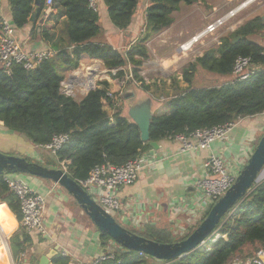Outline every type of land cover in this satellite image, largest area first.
<instances>
[{"label":"trees","instance_id":"obj_1","mask_svg":"<svg viewBox=\"0 0 264 264\" xmlns=\"http://www.w3.org/2000/svg\"><path fill=\"white\" fill-rule=\"evenodd\" d=\"M8 1L16 28L21 29L32 22L30 18L35 13L31 30V37H34L40 27L37 20L48 7L46 0H41L40 6L34 4L35 0ZM103 1L114 25L126 30L132 23L139 0ZM200 1L204 0H150L144 31L137 42L123 53L110 44L93 41L101 33L100 16L88 0H54L52 7L58 8L65 17L63 34L68 44L53 43L55 55L33 70H27L20 64L13 66L11 74L0 69V123L13 132L25 134L37 145L49 144L55 135L68 134L69 139L55 156L60 168L81 181L88 178L97 164L123 165L150 149L151 142L264 113L263 65L244 80L193 87V79L199 69L227 77L232 74L239 56H249L255 63H264V45L249 37L264 30L262 16L248 20L229 37H223L218 46L205 50L202 56L185 65L181 75L186 87L180 86L177 74L171 77L175 92L164 100V112L154 114L147 142L142 140L138 125L123 114L122 106L118 104L121 100L118 93H114L115 98L108 97L111 83L107 79L99 81L82 100L63 92L62 83L67 73L78 69L84 56L101 59L111 70L109 76L120 81L127 76V70L123 68L131 64L130 83L141 82L143 88L149 90L150 85L141 75V67L150 58L147 42L174 23L173 13L179 10L181 3L192 5ZM41 35L50 41L55 39V34L47 30H43ZM238 35L241 39L232 43V38ZM106 104L114 110L113 118L106 110ZM4 175L0 174V203L5 202L7 206L0 207V222L11 235L17 228L16 217L21 221L22 212L20 200L8 186ZM230 211L218 228L217 233L221 236L183 258L158 260L117 246L111 251L114 258L104 260L102 264H231L238 253L251 257L264 250V180L236 211ZM201 221L184 236H175L169 228L154 224L148 225L143 232L131 231L157 242L172 243L186 238ZM100 235L103 246L113 242L108 234L100 232ZM10 242L16 263L22 264L32 242L31 234L20 225L10 237ZM69 261L68 256L58 253L51 264H69Z\"/></svg>","mask_w":264,"mask_h":264},{"label":"crops","instance_id":"obj_2","mask_svg":"<svg viewBox=\"0 0 264 264\" xmlns=\"http://www.w3.org/2000/svg\"><path fill=\"white\" fill-rule=\"evenodd\" d=\"M149 2L150 0H145L139 6L138 11H135L131 25L126 30H121L112 22L107 5L103 0H99L98 12L101 33L93 41L101 44H110L121 52L126 53L137 42L144 31L146 9ZM236 2L237 0H204L192 5L186 4V6L181 3L179 10L173 13L174 23L147 42L150 58L153 59L149 58L145 61L141 67V75L146 84L150 85V89L145 90L141 82L137 83L134 81L136 84L130 83L136 91V97L131 102L151 96L154 100V114L159 110L164 112V100L175 92L171 77L177 74L180 86L186 87L187 84L183 79V82H181L180 71L174 72L166 80V83L157 79V77H153V67L148 68V62L149 64H153V62L157 65L159 64V68L162 69L163 64L170 62L173 56L176 57L180 51L188 53L191 48L185 50L181 48V45L201 32L209 23L239 6H233ZM196 15L201 23L197 29H194L191 23ZM257 16L264 17V14L257 13L252 18ZM0 17L12 22V11L8 0H0ZM64 20L65 17L58 8L47 7L46 12L37 20L40 27L34 37H31V30L34 26L33 21L21 29L16 28V36L24 47L29 50H53V43L67 46V38L63 34ZM43 30L54 33L55 39L50 41L42 36ZM191 32L193 33L191 34ZM221 37L220 35L217 37L219 44ZM167 51L170 53L168 56L162 55V53ZM82 65H85L83 71H79L78 68L67 73L63 81L67 85L65 91L63 88L64 93L73 96L77 100H82L89 92L90 87L87 86H89L91 80H95L93 84L97 86L99 81L107 79L111 83L110 91L118 93L119 98L121 97L118 104L122 106L123 114L131 119L128 115L129 101L123 100L121 96L124 89L128 87L129 78L132 77L131 64L123 68L127 70L126 79L123 81L111 78L109 76L110 69L108 74H105L108 68L101 59H89L84 56L80 66ZM148 71L151 72L150 79L145 75V73H149ZM101 72H104V76ZM115 72L116 69L113 70V73ZM101 75L104 78L97 82V78ZM216 77H220L224 81L227 79L225 82L233 81L232 74L227 77L219 75H216ZM170 82L171 86H169ZM158 84L160 87H158ZM157 97L160 98L158 99ZM156 99L160 100L159 106L155 105ZM105 108L110 117L113 118L114 110L108 104L105 105ZM262 131L264 132V113L240 118L226 137L215 141L208 148L182 151L180 142L172 137L157 142V147L152 145L150 149L145 151V154L148 155L149 160L153 164L145 166L140 172L137 181L131 187H121L117 191V196L122 204L118 214L127 227L115 218L129 230L143 232L148 225L154 224L161 228H169L175 236H180L183 232L185 234L189 233L190 228L203 219L206 211L203 206V194L197 187L196 182L204 174V163L207 158L211 154L219 155L225 161L229 171L234 175H238L254 151L258 133ZM16 134L18 133L7 129L0 123L1 139ZM6 143L8 142H4V144ZM20 146H25V149L23 147L20 148ZM39 146L42 147L41 145ZM29 147V142L21 143V145L12 142L8 146H4L0 142L1 152L9 155L24 156L32 159L33 162H38L34 159L37 156L36 153L33 154L28 151ZM263 174L264 170L260 177ZM17 175L46 199L44 210L45 233L29 232L32 236V242L27 247V252L22 258V264L25 261L30 264H38L41 257L56 246H59L58 253L70 258L69 264H87L100 254L111 252L116 247L114 242H109L106 246H103L99 229L75 200L76 204L74 207L70 209L66 207L63 203L65 194L59 184L53 182L49 186L40 178H34L29 176V174ZM6 206L7 203H0V207L4 208ZM12 213L10 212L9 214ZM166 220H168L169 225L164 224ZM16 221L17 228L11 235L7 233L0 222V264H17L10 242V237L21 225V221L17 217ZM181 236H184V234ZM244 254L238 253L231 261V264L237 260L246 259L247 257Z\"/></svg>","mask_w":264,"mask_h":264},{"label":"built area","instance_id":"obj_3","mask_svg":"<svg viewBox=\"0 0 264 264\" xmlns=\"http://www.w3.org/2000/svg\"><path fill=\"white\" fill-rule=\"evenodd\" d=\"M88 1L90 6L98 11L99 0ZM53 3L54 0H46L48 7H52ZM243 8L241 4L209 23L201 32L189 40H192V43L188 48H186V45L189 41L182 44L181 48L188 50L202 37L216 34L222 27L227 26L231 19L236 17ZM55 53L54 50L26 49L17 38L16 27L12 22L0 17V69L7 74L12 73V68L15 64H20L27 70H33L46 59L53 57ZM262 65L264 67V63H255L249 56H239L234 64L232 72L233 80L239 81L249 78L253 73L261 69ZM66 86L65 82H63L62 87L64 91L67 88ZM107 95L110 98H115L114 92L112 91H109ZM236 123L237 121H231L211 128H200L189 134H176L172 138L180 142L182 151L208 148L215 141L226 137ZM68 139V134L55 135L49 144L41 146L56 153ZM149 164L151 165L153 163L149 160L148 155L143 152L141 155L128 160L123 165H113L111 163L97 164L91 170L88 178L79 182L106 212L114 215L122 205L117 196V191L121 187L134 184L140 172ZM236 177L237 175L229 171L225 161L219 155L211 154L207 158L204 163V174L196 182L197 187L203 194V206L206 209L205 214L208 213L219 198L233 185ZM4 179L20 200L22 212L21 226L28 232L36 231L41 234L45 233V197L34 190L17 174L5 173ZM263 180L264 174L260 177L258 183H261ZM182 234L187 235L188 233L185 234L183 232ZM220 236L221 234L216 233L209 241H216ZM207 242L203 246H206ZM140 254L144 253L140 252ZM113 258L114 254L108 252L106 254H100L87 264H102L104 260ZM232 264H264V250L244 260H237Z\"/></svg>","mask_w":264,"mask_h":264},{"label":"water","instance_id":"obj_4","mask_svg":"<svg viewBox=\"0 0 264 264\" xmlns=\"http://www.w3.org/2000/svg\"><path fill=\"white\" fill-rule=\"evenodd\" d=\"M34 4L40 6L41 0H35ZM35 17L33 13L30 19L33 21ZM240 39L241 36L238 35L232 39V43H237ZM108 71L109 69L106 70ZM127 83L128 87L122 92V99L129 101L128 115L138 125L142 140L147 142L150 140V127L154 117V100L151 96H146L131 102L136 97V91L130 81ZM95 88L96 85H92L89 91ZM151 145L158 146L157 142H151ZM263 170L264 134L233 185L211 207L201 223L186 238L177 242L161 243L148 239L120 224L115 216L106 212L80 182L70 176L64 168L45 166L29 161L24 156L9 155L0 151V174H32L60 184L84 210L99 231L108 234L113 239L116 247L143 252L147 257H154L158 260L183 258L209 241L216 235L219 226L226 221L230 210L236 211L239 204L257 186ZM58 249L59 246H56L43 255L38 264H50L53 257L57 255ZM24 264L30 263L25 261Z\"/></svg>","mask_w":264,"mask_h":264},{"label":"rangeland","instance_id":"obj_5","mask_svg":"<svg viewBox=\"0 0 264 264\" xmlns=\"http://www.w3.org/2000/svg\"><path fill=\"white\" fill-rule=\"evenodd\" d=\"M144 1L145 0H139L138 6L136 8V12L138 11L139 6ZM242 3H246L245 7L236 15V17L231 19L230 23L227 26L222 27L213 36L208 35V36L202 37L198 42H195L192 45V47H191V49H190V51L188 53H186L184 51H182V52L180 51L179 54L176 56L177 58L175 56H173V58H172V60L170 62H167V64H165V65L163 64V68L162 69L159 68V64L157 65L154 62H153V64L152 63L149 64V62H148V66L147 67L148 68H152L153 67V77H157V79H160L162 82L166 83V80H168V78L170 76H172L174 72H176V71H180L181 72L183 66L188 65L190 62L195 61L196 58L198 56H200L201 53H203L206 49L218 46L219 45V39L217 40V37L219 35L222 36L221 38H223V36H228L229 37L236 29H238L240 26L245 24L255 14H257V13H260L261 15L264 14V0H252V1H250V0H237V2L233 6L241 5ZM183 4L186 6L185 3H183ZM200 23H201L200 19L196 15L194 17V19H193V22L191 23L192 24V28L197 29L200 26ZM192 33L193 32H191V34ZM249 37L252 40H255V41L261 43L262 45H264V30L259 31V32L254 33V34H251ZM169 54L170 53L168 51L162 53V55H167V56ZM178 57H180V58L178 59ZM150 59H153V58H150ZM84 66L83 65L80 66L78 70L79 71H83L84 70ZM106 74H108V72ZM145 75H146V77H148L150 79L151 72L145 73ZM180 76H181L180 80H181V82H183L182 75L180 74ZM103 78H104L103 76L98 77L97 78V82L99 80L103 79ZM226 80L227 79H225V81ZM225 81H224V79H222L220 77H216V75H214V74H212V73H210V72H208V71L203 69V70H200V71L198 70V72L196 73L195 78L193 79V87H207V86H213V85H220V84L224 83ZM169 86H171V82H170ZM159 87H160V85H159ZM155 105L159 106L160 105V100H157V102H155ZM158 112H160V110ZM262 134H264L263 131L258 133L257 139L255 141V146L258 145V143H259V141H260V139L262 137ZM0 142L3 143L4 146L10 145L12 142L19 143V145H21V143L25 144V142H29L30 147L28 148V151H30L33 154L36 153V155H37V156L34 157L35 161H38V163L43 164L45 166L59 167L58 166V162H57V158H56L54 152H52L49 149L40 147L39 145L35 144L25 134L18 133V134L13 135V136H6V137H4L2 139L0 138ZM4 142H8V143L4 144ZM22 147L25 149V146H20V148H22ZM29 176H32L34 178H40L43 182H46L49 186H51L53 184V181L50 180V179L41 178V177H38V176H35V175H32V174H29ZM132 185H128L126 187H131ZM60 188L65 194V199L63 200V203L66 205V207L68 209L74 207L76 203H75L73 197L61 185H60ZM114 216L118 219V221L120 223H122L124 226L127 227L126 223H124L121 220V218H120V216L118 214V211L115 212ZM44 218H45V216H44ZM164 224L165 225H169L168 220H166ZM239 257H242V256H239Z\"/></svg>","mask_w":264,"mask_h":264},{"label":"bare ground","instance_id":"obj_6","mask_svg":"<svg viewBox=\"0 0 264 264\" xmlns=\"http://www.w3.org/2000/svg\"><path fill=\"white\" fill-rule=\"evenodd\" d=\"M250 1H251V0H250ZM245 4H246V3H243V4H242V7H245ZM191 43H192V40L189 41V42L187 43L186 48H188L189 45H190ZM98 72H99V71H98ZM101 73H102V72H101ZM103 73H104V72H103ZM103 73H102V75L104 76ZM105 74H106V72H105ZM99 75H100V74H99ZM102 75H101V76H102ZM96 76H97V75H96ZM96 78H97V77H96ZM93 81L95 82V80H91V81L89 82V86H87V87H91L92 85H94V84H93Z\"/></svg>","mask_w":264,"mask_h":264}]
</instances>
